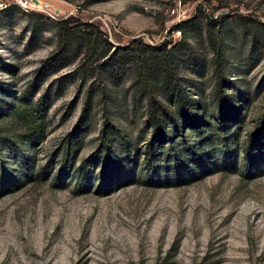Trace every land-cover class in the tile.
Segmentation results:
<instances>
[{"label":"rangeland","instance_id":"1","mask_svg":"<svg viewBox=\"0 0 264 264\" xmlns=\"http://www.w3.org/2000/svg\"><path fill=\"white\" fill-rule=\"evenodd\" d=\"M2 1L0 264H264V0Z\"/></svg>","mask_w":264,"mask_h":264},{"label":"trees","instance_id":"2","mask_svg":"<svg viewBox=\"0 0 264 264\" xmlns=\"http://www.w3.org/2000/svg\"><path fill=\"white\" fill-rule=\"evenodd\" d=\"M191 20V19H190ZM188 20V21H190ZM192 21V20H191ZM184 23L187 22H178L176 25H174V28H176L178 30V32L181 34L180 36V41L179 42H183L186 39V30L181 26ZM56 26H57V41H56V45H55V50L52 51L53 54H55L56 52H67L68 48L70 45V43H77V35H80L81 33L75 29L71 24H69V20L68 19H59L58 22H56ZM207 37H208V41L210 40V35L209 33H206ZM89 39V38H88ZM75 40V41H74ZM91 42H92V38L91 40H88V48L91 47ZM179 42H175L171 45H168L167 43L161 42L158 43V45L155 46H150V45H146L143 44L145 50L144 51H148V57L144 58L143 61H140V67L142 68V72L145 74V78H147L148 75H150V77L152 76V74H156V73H161L164 74L163 72L167 73L169 72L172 68H169L168 66V62L169 61H173L174 58L176 57V48L177 45L179 44ZM148 48V49H147ZM72 48H69V50H71ZM143 50V49H142ZM52 53H50V55H53ZM150 54V56H149ZM49 55V56H50ZM57 55V53H56ZM173 67V66H172ZM168 75V73H167ZM166 76V74H165ZM176 97H174L173 99L170 97V95L167 97L168 100L171 99V103L169 106V111H175L176 113H178L181 117L184 118H189V114L190 112L188 110H185V108L187 107V105H189L190 107H193V102L191 101L190 98H183L180 95H178V93L175 95ZM195 105V104H194ZM161 106L160 108H157V106L154 105V103L152 102V100L148 97L146 99V109H147V119H151L154 124L156 122V126L162 124V120H163V115H165V111ZM15 111V110H14ZM83 115V112L81 113V115L79 116V119H81V116ZM32 119V118H31ZM79 121V120H78ZM165 122V121H163ZM171 122H165V127H164V131L166 132V126L170 125ZM172 124H174L172 122ZM41 125V124H40ZM38 126V131H41V126ZM160 126V127H161ZM158 128V127H157ZM154 131V136L157 135V139L159 140V142H163L166 141L169 142V138L165 135L164 132L161 131V128H158ZM197 131V129L195 130ZM167 133V132H166ZM159 134V136H158ZM256 144V145H260V144H264V125H263V132L259 129H257L254 133H252V138L250 140V144ZM244 147L241 148V150H243ZM246 147L244 149L245 154V159H247V156L251 155V152H248V150H246ZM250 154V155H249ZM247 162V161H246ZM4 183H7V179L2 178L0 176V186L3 185Z\"/></svg>","mask_w":264,"mask_h":264},{"label":"built area","instance_id":"3","mask_svg":"<svg viewBox=\"0 0 264 264\" xmlns=\"http://www.w3.org/2000/svg\"><path fill=\"white\" fill-rule=\"evenodd\" d=\"M12 2L19 4L21 9L24 11H31L33 9L36 10H43L48 8V4L46 1L43 0H13ZM5 3L0 0V7H4Z\"/></svg>","mask_w":264,"mask_h":264}]
</instances>
